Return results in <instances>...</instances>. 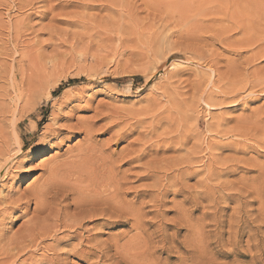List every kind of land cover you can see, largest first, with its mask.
I'll use <instances>...</instances> for the list:
<instances>
[{"label":"rangeland","instance_id":"rangeland-1","mask_svg":"<svg viewBox=\"0 0 264 264\" xmlns=\"http://www.w3.org/2000/svg\"><path fill=\"white\" fill-rule=\"evenodd\" d=\"M262 54L264 0H0V264H264V137L239 135L264 129V91L242 87ZM90 132L126 177L110 224L80 229L93 206L46 179Z\"/></svg>","mask_w":264,"mask_h":264},{"label":"bare ground","instance_id":"bare-ground-1","mask_svg":"<svg viewBox=\"0 0 264 264\" xmlns=\"http://www.w3.org/2000/svg\"><path fill=\"white\" fill-rule=\"evenodd\" d=\"M18 31L20 32V30H18ZM16 42H18V41H16ZM258 57L259 56L255 57V59L258 60L259 59ZM260 57H264V54H262ZM208 58H210V57H208ZM250 63H252V62H247L246 65H249ZM212 66H213V68H212L211 72L213 73V78H211L210 80L214 82L215 79H218V81H220L219 78H221V73L219 72L218 67H216L215 64H212ZM253 67L254 68L251 71L246 69V75H248L249 80L248 79L245 80L244 84L242 85V87H244L245 84H247L248 86H246V87H249L250 89H252V88H254L256 86H259V87H261L260 91H264V72H263L262 69L260 70L257 66H253ZM233 70H234V68H233ZM229 80L230 81L228 83L223 84L224 86H222V88L220 87V91L219 92L221 94H223V96H221V98L218 100L219 102H221L220 104H222L226 99H232L234 97L235 93H237V90L242 88V87H238L237 88V86L241 83L240 82L241 80H239V78H234V79H229ZM214 83H213V85H214ZM61 92L59 94H57V95H53L51 91H48L47 92V94H48L47 96L50 97L52 100H56V99L59 98ZM204 102L206 103V105L208 107H210V105H212V106L219 105V103L215 102L214 98H212V97H206L204 99ZM208 102H210V104H208ZM54 105H55V102H52V106H54ZM112 122H115V121L114 120H110V123H112ZM217 122H219V121H217ZM217 122L211 124V126L213 127V131L220 132V131H218V127L217 126L219 125V123H217ZM255 122H258V120L255 119ZM18 124H19V122L14 123L13 125H14V127H17ZM35 126H36V124L34 126H29L28 127V131L32 132V129H34ZM90 128L88 127V129H90ZM105 128H106V130H108L110 127H105ZM263 128H264V126H263ZM51 132L53 134H58V131H56V129L52 130ZM229 133H231V132H229ZM227 134H228V132H227ZM259 134L263 135V137H264V129L262 130L261 133H258V132L247 133L245 131H243V132L241 131L239 133V135H243V136L250 135V136H255V137L259 136ZM126 136H128L126 129L121 127V128H119V131L115 132V135L111 138V140H114L115 142L121 141V140L125 139ZM46 139H47L46 137H43L42 139L39 140V142L40 143L45 142ZM86 139L89 140V144L86 143L87 145L85 147L78 148L77 149V154L73 156L74 158L72 160L66 161V162H61L60 164H50V166L48 168V176L49 177H48V179H46L47 180L46 183H48L49 181L52 182L53 180H55V181L57 180V182H55L54 185L59 190H63L64 191V193L62 192V194H64V195H61L62 199H65V198H68V197H71V198L75 197V198H77V200L75 199L76 201H73V202L75 203L76 206H81V205H85V206L88 205L89 207L93 206V208H88L87 210L82 212V214L79 216V218L74 220V226L76 228H80L81 229L83 227V225L85 223H87L88 221L90 223H95V225H99L101 227H107L106 225H109L110 221H107V219L106 220L103 219V217L106 216L107 212H108L107 208H105L104 206H106V205L111 206L112 201H114L115 198L118 196L119 189H120V186L122 184L121 179H123L126 176L119 177V170H118V166H116L117 164H116L115 160L112 161L109 156L104 155L103 154V150L96 147L97 144L96 145H94V143L92 144L93 139H92L91 132L88 133ZM15 140H17L16 141L17 150L19 152H25L23 150L22 146H21V141H20L19 136L17 135V133L15 134ZM137 140H139V139H137ZM128 144H130V143H128ZM99 146H102V145H99ZM26 151H30V149H27ZM124 152H126V151H124ZM3 153H6V152L2 148H0V156ZM16 153H18V152H16ZM121 154H123V153H121ZM126 156L129 158L127 160V162L124 163L126 165H128V164L130 165L132 162L133 163L134 162H138L139 163L140 160H143L142 156L140 154H137V151H135V150H131L130 153H128ZM70 157L71 156H69L68 158H70ZM10 159H13V158H10ZM10 159L8 158V160H10ZM117 159H119V158H117ZM11 161H10V163H11ZM148 162H150V161H148ZM21 163H23V162L22 161L18 162V164H21ZM180 163H184V162H180ZM180 163H175L174 165L170 166L167 170H170V168H173L174 166L175 167L179 166ZM118 164H119V162H118ZM152 164H156V162L155 163H151V165ZM154 168H155V166H154ZM162 168H163V166H162ZM180 169H178V170L180 171ZM148 170H150L151 172H156V169H153V168L152 169H150V168L149 169L148 168L145 169V171H148ZM127 171H129V170L127 169ZM127 171H124V172H127ZM124 172H123V174H125ZM164 173H165V171H164ZM121 176H123V175H121ZM152 178H153V176H152ZM38 186H40V185H37V187ZM77 194H78V196H77ZM46 195H47V187L46 188L45 187H43V188L41 187L40 189L37 188L36 190L30 192V196L32 197V199H29V202L34 200V204H35L34 206L36 207V209H43V207L47 203L46 202ZM49 195H48V197H49ZM85 206H84V208H85ZM78 209H79V207H78ZM106 210H107V212H106ZM42 211H44V210H42ZM39 212H41V211H39ZM71 215H73V214H71ZM71 215H70V217H71ZM86 220H88V221H86ZM108 220H110V219H108ZM29 223H31V222H29ZM71 227H72V225H71ZM49 231H47V232H49ZM48 234L52 235L51 232L48 233ZM42 235H45V233L42 234ZM70 237L72 239L78 237L79 238L78 245H82L84 237H82L79 233L77 234V233L74 232V233L71 234ZM34 240H35V238H34ZM13 241L15 242V240H13ZM9 242H11V241H9ZM29 244H31V243H29ZM103 245H106V244L103 242L102 243V247H103ZM76 246H77V244H76ZM88 248H89V253H91V251L93 249V246H89ZM103 249L106 250V247H104ZM73 250H75L74 253H76V254L78 252H80V251L84 252L83 250H81V248L78 249L77 247L73 248ZM17 251H19V249H17ZM84 253H86V252H84ZM51 264H55V263H51Z\"/></svg>","mask_w":264,"mask_h":264},{"label":"trees","instance_id":"trees-1","mask_svg":"<svg viewBox=\"0 0 264 264\" xmlns=\"http://www.w3.org/2000/svg\"><path fill=\"white\" fill-rule=\"evenodd\" d=\"M62 88V86H60V88L59 89H61ZM41 125V123L39 124V126Z\"/></svg>","mask_w":264,"mask_h":264}]
</instances>
